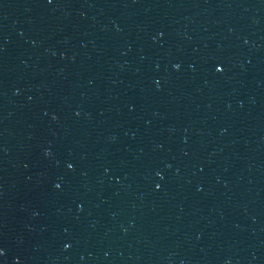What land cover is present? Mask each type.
<instances>
[{
    "label": "water",
    "instance_id": "obj_1",
    "mask_svg": "<svg viewBox=\"0 0 264 264\" xmlns=\"http://www.w3.org/2000/svg\"><path fill=\"white\" fill-rule=\"evenodd\" d=\"M0 250L264 264V0H0Z\"/></svg>",
    "mask_w": 264,
    "mask_h": 264
},
{
    "label": "snow or ice",
    "instance_id": "obj_2",
    "mask_svg": "<svg viewBox=\"0 0 264 264\" xmlns=\"http://www.w3.org/2000/svg\"><path fill=\"white\" fill-rule=\"evenodd\" d=\"M49 2H51V0H49ZM177 68L179 67V65H177L176 66ZM216 71L217 72H220V71H222V69L221 68H219V67H217L216 68ZM69 168H71L72 167V165L71 164H69V166H68ZM57 187H60L59 185H57ZM66 247H67V245H66ZM0 255H3V252H2V250H0Z\"/></svg>",
    "mask_w": 264,
    "mask_h": 264
},
{
    "label": "clouds",
    "instance_id": "obj_3",
    "mask_svg": "<svg viewBox=\"0 0 264 264\" xmlns=\"http://www.w3.org/2000/svg\"><path fill=\"white\" fill-rule=\"evenodd\" d=\"M45 155H47V152L45 153Z\"/></svg>",
    "mask_w": 264,
    "mask_h": 264
}]
</instances>
